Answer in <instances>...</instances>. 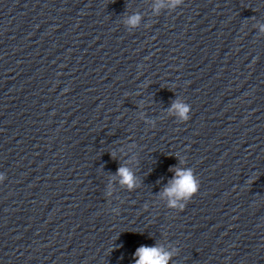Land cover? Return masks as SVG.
<instances>
[{
    "label": "clouds",
    "instance_id": "9594fccd",
    "mask_svg": "<svg viewBox=\"0 0 264 264\" xmlns=\"http://www.w3.org/2000/svg\"><path fill=\"white\" fill-rule=\"evenodd\" d=\"M180 2L181 0H172L173 6ZM139 19L140 17L138 15H134L129 18L128 23L135 26ZM172 108L178 111L182 119H188L186 114L188 113L189 108L187 105L181 104L180 102H174ZM117 174L121 177V184L126 185L129 189L135 187V177L128 168L123 166L118 168ZM170 184L171 187L165 189V194L169 197L190 199V194L195 195L196 190L199 187L190 169L181 170L176 168L175 177ZM170 206H175V200L170 202ZM135 256L137 257L135 264H168L171 254L166 252L161 246H141L136 250Z\"/></svg>",
    "mask_w": 264,
    "mask_h": 264
}]
</instances>
